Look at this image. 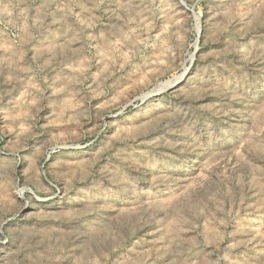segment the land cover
<instances>
[{
  "label": "rangeland",
  "instance_id": "rangeland-1",
  "mask_svg": "<svg viewBox=\"0 0 264 264\" xmlns=\"http://www.w3.org/2000/svg\"><path fill=\"white\" fill-rule=\"evenodd\" d=\"M0 264H264V0H0Z\"/></svg>",
  "mask_w": 264,
  "mask_h": 264
}]
</instances>
